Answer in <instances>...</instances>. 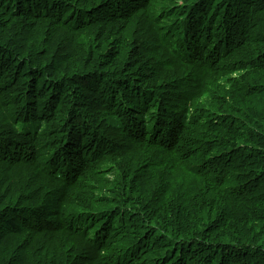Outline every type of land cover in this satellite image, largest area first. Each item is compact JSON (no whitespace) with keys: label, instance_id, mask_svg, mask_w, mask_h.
Listing matches in <instances>:
<instances>
[{"label":"trees","instance_id":"obj_1","mask_svg":"<svg viewBox=\"0 0 264 264\" xmlns=\"http://www.w3.org/2000/svg\"><path fill=\"white\" fill-rule=\"evenodd\" d=\"M0 264H264V0H0Z\"/></svg>","mask_w":264,"mask_h":264}]
</instances>
